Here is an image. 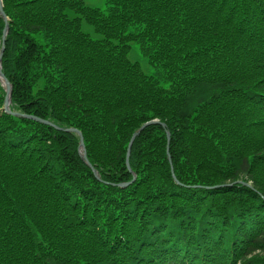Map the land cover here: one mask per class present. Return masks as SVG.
Masks as SVG:
<instances>
[{
	"label": "trees",
	"instance_id": "1",
	"mask_svg": "<svg viewBox=\"0 0 264 264\" xmlns=\"http://www.w3.org/2000/svg\"><path fill=\"white\" fill-rule=\"evenodd\" d=\"M1 1L0 264H264V0Z\"/></svg>",
	"mask_w": 264,
	"mask_h": 264
},
{
	"label": "water",
	"instance_id": "2",
	"mask_svg": "<svg viewBox=\"0 0 264 264\" xmlns=\"http://www.w3.org/2000/svg\"><path fill=\"white\" fill-rule=\"evenodd\" d=\"M0 14H1V16L3 17V19L5 21V29H4V32H3V35H2V41H1V47H0V61H1L2 53L4 51L5 35H6V31H7V22H6L7 21V17H6V15L4 14V12L2 10L1 0H0ZM0 81L2 82V86L4 87V90H5L3 110L5 112H7V113H13L15 115H19L18 113L11 112L10 109H9L12 89H11V85H10L9 81L5 78L4 74L1 72V64H0ZM31 117L34 118V119H37V120H41V119H39L37 117H33V116H31ZM41 121H43V120H41ZM43 122H45L47 124H50L48 121H43ZM157 123H159L157 120H152V121L146 122L138 130L133 132V134L131 135V137L129 139V142H128V145H127V149H126V161H125L126 166H127V168L129 170H130V168H129L128 158H129L131 146L133 144L134 139L141 133V131L144 129V127H146L147 125H150V124H157ZM162 126H164V124H162ZM62 130L67 131V132L68 131H73L79 136V138H80V141H79L80 156L84 160V162L92 169L93 173L96 175L95 170L93 169V167L90 165V163L87 160L85 149H84V145H83V137H82L81 132L79 130L74 129V128H67V129H62ZM168 149H169V134L167 133V147H166L167 153H168ZM172 176L175 179V176H174L173 172H172ZM240 183H242V184H244L246 186H250V184L246 183V182H240ZM126 184H128V183H121L119 185L120 186H124Z\"/></svg>",
	"mask_w": 264,
	"mask_h": 264
},
{
	"label": "rangeland",
	"instance_id": "3",
	"mask_svg": "<svg viewBox=\"0 0 264 264\" xmlns=\"http://www.w3.org/2000/svg\"><path fill=\"white\" fill-rule=\"evenodd\" d=\"M84 4L89 6V7H95V8H99L101 10H106L107 7H108V4L106 2V0H83ZM2 3V1H1ZM82 31L86 32V33H89L91 36L93 37H99V35L95 34L94 31H93V28L88 25L85 21H82ZM129 59L131 61H135V62H138L141 66V69L146 73V74H151L154 70V68L148 63L147 61V57L144 56L140 49H139V45L138 43H132L131 44V49H130V52H129V55H128ZM10 83V82H9ZM11 85V84H10ZM11 89H12V86H11ZM42 120V119H41ZM156 120V119H154ZM44 121V120H43ZM152 121V120H150ZM149 122V121H148ZM143 125V124H142ZM141 125V126H142ZM151 125V124H150ZM140 126V127H141ZM149 126V125H147ZM146 126V127H147ZM139 127V128H140ZM138 128V129H139ZM145 128V127H144ZM137 129V130H138ZM135 132V131H134Z\"/></svg>",
	"mask_w": 264,
	"mask_h": 264
}]
</instances>
